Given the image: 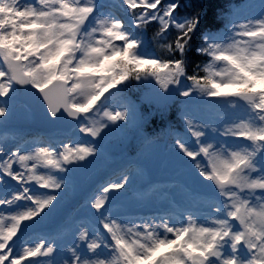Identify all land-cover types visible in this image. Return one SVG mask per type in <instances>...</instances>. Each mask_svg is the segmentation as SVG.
<instances>
[{"label":"snow or ice","instance_id":"6c2138e0","mask_svg":"<svg viewBox=\"0 0 264 264\" xmlns=\"http://www.w3.org/2000/svg\"><path fill=\"white\" fill-rule=\"evenodd\" d=\"M202 12L0 0V126L25 106L46 128L0 143V264H264V0L229 5L217 28ZM173 108L183 130L170 123L161 145L145 126ZM116 131L136 154L84 191L80 218L35 235ZM156 149L183 194L128 200Z\"/></svg>","mask_w":264,"mask_h":264},{"label":"rangeland","instance_id":"374dc122","mask_svg":"<svg viewBox=\"0 0 264 264\" xmlns=\"http://www.w3.org/2000/svg\"><path fill=\"white\" fill-rule=\"evenodd\" d=\"M239 3L241 0H238ZM134 100L139 101V95L135 90ZM6 132L0 143H12L14 138L38 135L46 131L43 125H37L33 121L31 112L22 106L6 125L0 126ZM133 132L128 133L127 139L122 137L119 131L108 134L105 140V150L96 157L88 166L73 173V182L62 193L57 209L52 217L39 228L48 227L42 235L54 234L59 227L68 222L80 218L83 215V193L86 189H94L96 184L111 176L124 159L129 155L136 154L135 150H129V144H137ZM166 138V136H165ZM165 140V139H164ZM136 141V142H135ZM164 142V141H163ZM126 149V152L124 150ZM159 155L153 157L140 156L138 162L142 165L141 171L134 175L138 176L135 183L127 190V199L130 201H140L145 199H159L166 201L172 197L179 199L183 194V178L163 159L161 149H156ZM154 189V194L149 190ZM38 228V229H39Z\"/></svg>","mask_w":264,"mask_h":264},{"label":"trees","instance_id":"16d2710c","mask_svg":"<svg viewBox=\"0 0 264 264\" xmlns=\"http://www.w3.org/2000/svg\"><path fill=\"white\" fill-rule=\"evenodd\" d=\"M191 2L193 5H199L203 7L201 28H217L221 26V20L219 17L222 10L227 8L229 5L239 3L238 0H191ZM134 92L135 89L130 91L129 95L131 98L134 97ZM137 95L139 94L137 93ZM142 110L147 111V106L145 105ZM170 123L180 128L181 131L183 130L182 124L176 119L175 108L171 110V113L165 119H162L159 116H154L145 126V132L149 135L155 134L156 138L159 139V143L162 145L168 131V125ZM132 134V137H134V132ZM135 148V145H131V143L129 144V150H135ZM124 152L127 153L126 149Z\"/></svg>","mask_w":264,"mask_h":264},{"label":"bare ground","instance_id":"6f19581e","mask_svg":"<svg viewBox=\"0 0 264 264\" xmlns=\"http://www.w3.org/2000/svg\"><path fill=\"white\" fill-rule=\"evenodd\" d=\"M5 135H6V132L4 131V129H2V127H0V142L2 141V138ZM47 228L48 227H42V228L37 229L35 235H41V234H43L47 230Z\"/></svg>","mask_w":264,"mask_h":264},{"label":"water","instance_id":"95a60500","mask_svg":"<svg viewBox=\"0 0 264 264\" xmlns=\"http://www.w3.org/2000/svg\"><path fill=\"white\" fill-rule=\"evenodd\" d=\"M34 119H35V122H36V123L40 124V123H39V119H38L37 116L34 115Z\"/></svg>","mask_w":264,"mask_h":264}]
</instances>
